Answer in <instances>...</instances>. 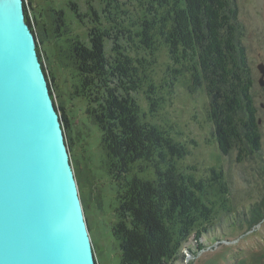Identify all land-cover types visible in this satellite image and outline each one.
Wrapping results in <instances>:
<instances>
[{
	"label": "rangeland",
	"instance_id": "374dc122",
	"mask_svg": "<svg viewBox=\"0 0 264 264\" xmlns=\"http://www.w3.org/2000/svg\"><path fill=\"white\" fill-rule=\"evenodd\" d=\"M32 3L21 0L36 30L41 24L33 16L41 10ZM52 4L64 11L71 35L82 40L95 19L100 27L116 31L118 19L123 20L121 28H131L130 23L143 15L139 0H52ZM189 4L204 37L197 48L204 74L201 86L191 90L190 74L173 63L164 45L151 54L132 53L150 63L147 78L133 93L140 113L186 147L187 154L175 161L177 169L195 180H208L211 168L222 175L221 184L208 182L201 195L208 216L198 218L186 234L175 229L173 253L166 264H264V217L249 222L250 210L264 197V84H259L257 69L264 64V0H189ZM108 16L115 25L107 22ZM34 50L37 54L36 44ZM42 50L41 68H47L48 91L64 135L94 264H120L111 235L116 187L101 167L100 132L84 121L82 103L68 96L71 70L59 62L52 41H44ZM148 84L155 87L157 108L149 105Z\"/></svg>",
	"mask_w": 264,
	"mask_h": 264
},
{
	"label": "trees",
	"instance_id": "16d2710c",
	"mask_svg": "<svg viewBox=\"0 0 264 264\" xmlns=\"http://www.w3.org/2000/svg\"><path fill=\"white\" fill-rule=\"evenodd\" d=\"M29 1L41 10L33 16L41 24L35 30L23 5L40 63L42 44L52 41L59 62L71 70L68 96L82 103L84 121L100 132L101 167L116 187L111 235L120 264H166L173 253L175 229L186 234L198 218L208 216L201 195L208 182L221 184L222 175L211 168L208 180H195L177 169L175 161L187 154L186 147L140 113L133 93L147 78L150 63L132 53L151 54L164 45L173 63L190 74L191 90L201 86L204 74L197 48L204 37L201 25L194 23L189 0H139L143 15L130 23L131 28H121L123 20L118 19L116 31H111L95 19L86 40L71 35L64 11L52 0ZM113 21L107 17L115 25ZM43 72L49 85L46 67ZM49 93L52 96L50 89ZM145 93L149 105L157 108L155 87L148 84ZM263 217L264 197L250 210L249 222Z\"/></svg>",
	"mask_w": 264,
	"mask_h": 264
},
{
	"label": "water",
	"instance_id": "95a60500",
	"mask_svg": "<svg viewBox=\"0 0 264 264\" xmlns=\"http://www.w3.org/2000/svg\"><path fill=\"white\" fill-rule=\"evenodd\" d=\"M10 2L0 0V31L9 22ZM16 2L37 68L39 93L36 98L30 96L28 103L35 120L22 122L20 130L10 127L7 114L11 112L0 97V139L10 146H3L10 152L0 157V264H94L64 135L34 50V35L24 22L21 0ZM5 51L0 52L4 77L6 71L9 76L12 72L5 67ZM257 69L263 85L264 64Z\"/></svg>",
	"mask_w": 264,
	"mask_h": 264
},
{
	"label": "bare ground",
	"instance_id": "6f19581e",
	"mask_svg": "<svg viewBox=\"0 0 264 264\" xmlns=\"http://www.w3.org/2000/svg\"><path fill=\"white\" fill-rule=\"evenodd\" d=\"M8 2V0H7ZM17 2L11 0L9 7V22H4L1 25L0 31V52L3 53L5 67L11 72L6 71V76L1 71L0 75V97L2 98L5 109L11 113L7 114L8 123L13 130H20L22 122L34 121V117L28 110V103L30 96L35 97L39 93L37 91L38 73L36 65L32 57V49L28 45V36L24 32L18 15H17ZM15 128V129H14ZM6 139V138H5ZM6 141H9L6 139ZM7 142L0 139V157L8 154L9 150L5 152L4 148H9V145H4ZM14 144V150L18 151L17 145ZM2 146V147H1ZM17 156V154L15 153ZM3 169L2 160L0 159V170Z\"/></svg>",
	"mask_w": 264,
	"mask_h": 264
}]
</instances>
